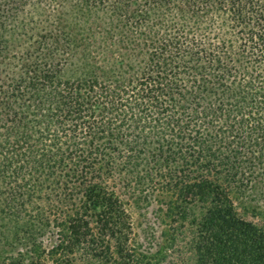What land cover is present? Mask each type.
<instances>
[{
    "label": "trees",
    "instance_id": "trees-1",
    "mask_svg": "<svg viewBox=\"0 0 264 264\" xmlns=\"http://www.w3.org/2000/svg\"><path fill=\"white\" fill-rule=\"evenodd\" d=\"M152 203L264 264V0H0V264H138Z\"/></svg>",
    "mask_w": 264,
    "mask_h": 264
},
{
    "label": "rangeland",
    "instance_id": "rangeland-1",
    "mask_svg": "<svg viewBox=\"0 0 264 264\" xmlns=\"http://www.w3.org/2000/svg\"><path fill=\"white\" fill-rule=\"evenodd\" d=\"M160 200L166 201L167 197L161 196ZM154 208H156V204L152 203L149 207H140L138 211L133 209L130 213L132 240L134 239V244H140L136 250L144 254L147 253L146 258L141 259L138 264H194L193 253L187 249L189 244L184 245L179 235L174 236L178 233L177 230L171 232L167 229V234L170 233L174 237L172 243L163 240L161 232L165 228L164 217L155 216L154 214L157 212L154 211ZM235 210L239 217L264 230V215L243 213L236 204ZM2 222L4 223V221ZM3 223L2 226L5 224ZM180 228L183 235L189 238L188 229Z\"/></svg>",
    "mask_w": 264,
    "mask_h": 264
}]
</instances>
